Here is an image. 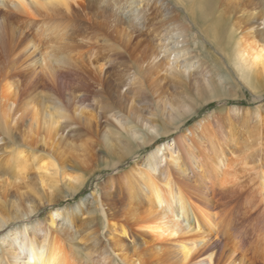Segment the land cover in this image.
Instances as JSON below:
<instances>
[{
    "label": "bare ground",
    "instance_id": "obj_1",
    "mask_svg": "<svg viewBox=\"0 0 264 264\" xmlns=\"http://www.w3.org/2000/svg\"><path fill=\"white\" fill-rule=\"evenodd\" d=\"M82 1L0 0V172L10 171L11 183L18 188H21L22 182H25L22 184L23 187L30 185L23 175L26 174L28 167L27 151L24 146L52 153L58 147L64 132L59 126L64 113L56 104L59 100L62 101V96L57 93L60 74L72 72L80 75L87 84L94 82L101 86H104L108 79L109 74L107 70L102 74L101 65L97 67L96 76L90 75L89 67L94 64L90 56L86 60L83 58L86 65L82 64V60H77L81 63L74 60L73 53H85L80 48L83 47L82 41L86 39L80 35L86 28H82L84 31L82 30L81 34L80 32L71 34L68 33L66 25L69 26L72 21L69 15L75 10L74 4L82 6ZM161 1L156 0V2ZM205 1L199 4V11L202 14L205 13L202 10L211 3L210 0ZM131 2L135 4L129 14V16L132 14L133 19L129 22L128 28L131 29L127 35L131 45L129 55L132 57L137 52L139 43L144 41L143 33H148L146 20L149 18L145 17L144 0ZM250 4H253L252 0ZM60 17L63 20L59 19ZM254 18H257L255 21L257 24L254 22L242 28V31L251 35V41L244 44L245 40L238 41L240 38H237L238 40L235 38L233 57L239 61L241 69L248 72V77L258 83L264 78V15L258 14ZM60 24H63L65 29H62L65 34L62 38L74 45L71 47L69 44L68 47L67 43L63 45L64 48L57 51L56 43L53 42L56 36L53 37L51 34L61 26ZM240 24L237 25V30L241 28ZM211 25V32L219 36V31L224 28L222 20L217 19ZM141 30H144L143 33ZM44 37H47L46 44ZM164 48H167V45L158 44L156 48H151L147 52L149 55L141 61L142 68L148 74H160L162 79L170 75L183 76L185 72L181 70L178 61L183 51H186V47L183 44L177 46L173 56L169 54L170 49ZM87 52H91L90 49ZM25 64L28 69H22L21 66ZM40 88L42 91H38ZM45 89L50 91L44 92ZM85 98L84 96L82 100L79 98L81 107L77 105L79 107L75 110V113L77 112L81 117L87 108ZM255 98L258 99V96L255 95ZM46 100L50 103L46 104ZM262 125L263 122L257 119L255 125L257 127H254L256 130L251 136L256 162L264 151ZM145 127L148 130L153 129L151 131L156 135L166 130L163 126L160 128L157 122L145 123ZM129 129H127L129 137L125 140L117 137L116 144L111 146L120 148L116 152L115 157L118 158L116 162L135 154V147L139 144L136 141L140 137L138 131L132 126ZM192 133L195 131L193 130ZM173 141L175 147L186 148L184 157L186 161L190 160V163L188 165L182 163L183 167H180L183 171L171 165L174 160L167 164L168 157L165 155L163 159L160 155L161 150L164 152L161 145L156 146L157 148L135 165L139 169L137 172L139 177L134 176V185L138 186L140 199L136 207L130 210V217L133 218L138 229L132 231L133 240L137 243L130 258L124 254L125 247L121 243L120 235L115 239L110 230L106 233L99 227L87 231L76 224V216L82 211L78 207L77 210L68 212L62 209L60 214L49 212L42 224L39 221L33 222L38 223L39 227L33 228V223L27 224V220L46 202L56 201L58 194L55 188L59 189L61 182L67 180L64 184L72 190L71 192H76L84 182V178L77 173L65 174L61 177L54 161H47L37 156L31 165L38 169L41 187L39 189L35 186L29 187L30 191L21 193L29 196L25 197L24 206L14 202V212L2 213L0 210V231L6 226L9 228L12 222L22 223L21 226L12 227L5 235L0 236L2 247L0 264H76L69 261L71 249L86 250L92 264H264V162L259 166L252 164L251 168L247 169L251 171L252 179L248 178L249 181L255 183L251 186L249 181L247 184L236 182L238 172L234 164L246 163L244 161L246 157H241L240 161L232 157L227 158L226 152L217 144L210 145L212 146L210 154L204 152L210 149L208 147L202 149L203 153H197L186 141L184 134L177 136ZM194 141L195 138H191V142ZM39 143L42 144L38 146ZM169 156L172 158V154ZM196 161L201 165H196ZM199 178H205V185L195 187ZM219 184L220 196H216L217 191L214 187ZM210 188L212 190L209 191ZM211 191L214 193H210ZM36 197L39 201L38 205L32 203ZM215 197L217 199L213 201ZM224 197L230 198L222 200ZM240 200H244L246 204L252 202L247 206L259 207L257 210L261 211L258 214L261 227L254 241L232 239L231 234L229 237L227 235L233 223L232 214L237 210ZM93 206L96 210L100 209L101 214L106 217L99 200H95ZM114 226L116 227L112 225V229ZM120 228V233L125 236L127 234L125 226L121 224ZM235 236L237 237V234Z\"/></svg>",
    "mask_w": 264,
    "mask_h": 264
},
{
    "label": "rangeland",
    "instance_id": "obj_2",
    "mask_svg": "<svg viewBox=\"0 0 264 264\" xmlns=\"http://www.w3.org/2000/svg\"><path fill=\"white\" fill-rule=\"evenodd\" d=\"M131 1L83 0L82 6L74 4L75 10L69 15L72 21L69 20L71 21L69 26L65 24L68 27L66 29L68 33L81 34L86 28L80 35L86 39L82 41L83 47L80 48L85 53H73L74 60H82V64H85L84 61L90 56L91 62L94 63L89 67L90 75L96 76L97 67L101 65L102 74L107 70L108 79L104 86L94 82L88 85L78 74L61 73L58 78L57 93L62 96V101L59 100L56 104L64 113L59 125L64 132L58 147L53 149L52 153H48L24 146L27 151L28 167L26 174L23 175L26 176L25 181L30 183L28 187H23L22 184L25 182H22L21 188L24 189L20 187L19 189L11 183L10 171L0 172L2 213L14 212V202L24 206L25 197L29 195L25 193L21 195V193L30 191L29 187L35 186L37 189L41 187L38 169L31 165L37 156L47 161H54L61 177L65 174H80L84 182L76 192H71L72 190L66 187L64 183L67 180L61 182L59 189L55 188L58 194L56 201L46 202L27 220V224L37 221L42 224L51 211L60 214L62 209L68 212L75 211L78 207L82 211L76 216V224L87 231L99 227L106 233L110 230L115 239L120 235L121 243L125 247L124 254L129 258L137 243L133 240L132 231L138 230L133 218L130 217V210L136 207L140 199L138 186L134 185V176L139 177L137 173L139 169L135 165L157 148L156 146L161 145L164 148V152L161 150L160 155L163 159L165 155L168 157H166L167 164L174 160L171 165L183 171L182 163L188 165L190 160L186 161L184 157L186 148L175 147L173 140L177 136L184 134L186 141L197 153H203L202 149L208 147L210 149L204 152L210 154L211 144L220 145L226 152L227 158L232 157L240 161L241 157H246L244 159L246 163L234 164L238 172L236 182L244 184H247L251 178V171L247 169L251 168L252 164L259 166L264 162V151L263 154L261 153L263 159L260 157L256 162L251 137L256 130L254 127H257L255 126L257 119L263 122L261 133L264 134V78L258 83L254 82L248 77V72L241 69L239 61L233 57L235 38L236 40L240 38L238 41L245 40L244 44L251 41V35L242 31V28L257 21L255 15H264V0H252L253 4H250V0H210V5L202 10L205 11L204 14L200 13L199 4L205 3V0H162L163 3L144 0L145 17L149 18L146 20V25L149 30L148 33H143L144 30H141L144 41L139 43V48L132 57L129 55L131 45L127 35L131 29L128 28L129 22L133 19L132 14L130 16L129 14L135 4ZM130 3L132 4L129 5ZM250 13L255 15L252 16ZM115 18L120 19L115 22ZM59 19L63 20L62 17ZM217 19H221L224 25L218 33L219 36L211 32V24ZM239 24L241 28L237 30ZM62 25L51 34L53 37L56 36L53 42L56 43L57 51L64 48L63 45L68 43V46L71 43L62 38L65 36ZM46 39L47 37H44L45 44ZM158 44L167 45L164 49H170V56L174 55L177 46L183 44L186 47V51H183L178 61L181 70L185 72L183 76L170 75L162 79L160 74H148L142 68L141 61L149 55L147 52L151 48H156ZM73 45L74 43L70 44L71 47ZM89 49L91 52H87ZM21 67L28 69L26 64ZM40 90L41 88L38 91ZM49 91L44 90V92ZM82 96L86 97L84 100L87 108L81 117L77 112L75 113V110L81 105V101H78L82 100ZM45 103L50 102L46 100ZM153 122H157L160 128L163 126L166 130L156 135L152 132L153 129L148 130L145 127V123L153 124ZM131 126L138 131L140 137L136 141L141 146L138 144L135 147V154L116 162L118 160L115 157L116 152L120 148L111 146L116 144L117 137L122 140L129 137L128 130ZM193 130L195 133H192ZM191 138H195V141L191 142ZM40 144L42 143L38 146ZM250 161L251 163H247ZM195 164L201 165L197 161ZM200 180H197L195 187L205 185V178ZM249 182L251 186L255 184L252 183L253 181ZM218 186L220 187V184L214 187L217 191L216 196H220ZM229 198L224 197L222 200ZM215 199L217 197L213 201ZM95 200L100 201L106 217L101 214L100 209L94 208ZM32 201L35 205L39 204L37 197ZM251 203L246 204L244 200H240L238 208L235 207L237 210L234 213L232 210L233 223L228 229V237L231 234L232 239L248 242L256 239L258 229L261 227L258 218L261 211L257 210L259 207L247 206ZM21 224L17 221L12 222L9 228L6 226L0 231V236L5 235L8 229L19 227ZM37 224L33 223V228H36ZM121 224L127 230L125 236L120 233ZM112 225H116L115 230L114 227L112 229ZM1 250L0 245V253ZM69 261L76 264H92L86 250L71 249Z\"/></svg>",
    "mask_w": 264,
    "mask_h": 264
}]
</instances>
